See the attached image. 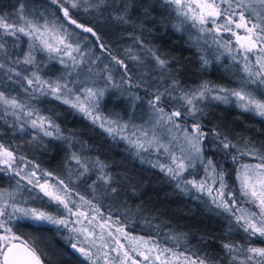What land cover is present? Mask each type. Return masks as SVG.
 <instances>
[{
    "label": "snow or ice",
    "instance_id": "6c2138e0",
    "mask_svg": "<svg viewBox=\"0 0 264 264\" xmlns=\"http://www.w3.org/2000/svg\"><path fill=\"white\" fill-rule=\"evenodd\" d=\"M161 3L181 25L188 24L195 29L198 40L218 51L217 60L227 55L240 67L244 75L239 88H226L210 82H203L195 88H184L175 78L170 84L165 80L161 85L148 86L143 78L136 83L126 60L112 55L97 32L78 23L72 15V10L101 13L111 8L115 13L111 18L118 24H127L130 22L129 9L138 7L136 0H50L56 13H62L64 21L96 37L101 53L110 56V63L95 72V79L90 83L72 78L73 72L89 61L81 45L71 41L68 28L58 25L56 19H47L43 13L39 16L30 13L24 0H17L12 12H0V82L6 77L8 82L20 84L30 98L39 93L60 100L90 118L94 124L99 122V127L113 139L119 137L138 154L153 149L163 153L165 161L157 160L153 167H159L176 181V187L181 191L187 192L191 186L199 193H206L211 202L229 214L249 238L247 246L232 242L222 244L228 264H264V247L251 245L253 239L264 243V147L257 148L247 139L242 145L233 143L216 127L209 129L204 123L205 108L202 107L206 101L227 104L234 100L238 108L264 119V0H161ZM144 12L147 15L148 9L145 8ZM9 41L12 42L11 48L8 47ZM22 41L27 43V50L21 47ZM136 43L143 47L139 38H136ZM37 51L46 52L50 60L59 57L67 75L46 79L36 60ZM148 53L160 75L164 76L168 70L167 59L151 49ZM125 55L132 61L141 62V57L135 55L131 48L126 50ZM200 59L203 65L209 63L203 55ZM112 62L123 70L119 84L112 74ZM90 63L96 64V60ZM92 71L89 67V72ZM97 81H104L105 86L96 87ZM142 83H145L143 95L131 91L139 89ZM124 84L129 86L134 108L147 105L150 116L145 124L137 126L124 121L119 114L103 116L99 113L100 100L106 89ZM252 85L256 86L255 90H250ZM7 116L14 117L16 121L23 120L24 124L38 129L43 136L56 134L60 138L59 126L50 118L40 115L29 103L21 102L18 96L0 90V120ZM24 124H21V129ZM210 136L215 147L226 155L235 150L236 154L231 157L234 163L244 156L258 161L255 164L243 163L236 168L238 190L229 189L224 169L218 168L212 158H207L205 162L203 147ZM19 161H25V157L19 156ZM69 161H75L79 166L76 180L91 171L88 162L76 153L69 157ZM197 161L205 175L200 179L185 178V172L193 168ZM31 163L27 161V164ZM0 165L4 166L0 167V171L13 172L20 178L17 180L18 188H22L20 182L26 180L27 184L39 188L50 202L62 206L68 214L58 217L37 208L24 207L16 202L15 192L0 189V264H48L39 254L35 242L22 240L8 226L9 220L18 218L17 214L36 222L65 227L70 223L68 217L75 216L76 220L72 223L79 227H72L69 231L79 235L74 237L75 243L71 240L69 243L89 264H213L206 255L177 252L161 247L151 238L131 236L120 226L119 218L114 219L110 213L105 218L97 193L103 188V196L115 198L119 196L120 188L115 177L107 171L108 165L99 159L92 162L98 175L88 185L91 199L76 191L72 176L65 180L48 171L38 176L39 165H33V170L26 172L25 168L18 166L15 151L4 143H0ZM69 167L71 169V164ZM74 194L81 204L73 199ZM82 206H87V210L81 211ZM80 236L83 240L79 239ZM86 242L87 247L84 246Z\"/></svg>",
    "mask_w": 264,
    "mask_h": 264
},
{
    "label": "trees",
    "instance_id": "16d2710c",
    "mask_svg": "<svg viewBox=\"0 0 264 264\" xmlns=\"http://www.w3.org/2000/svg\"><path fill=\"white\" fill-rule=\"evenodd\" d=\"M24 2L30 13L37 16L43 13L47 19H56L58 24L68 26V30L76 32L80 38L88 37L89 48L110 63V56L108 53H101L96 37L64 21L63 15L56 13L55 6L50 4V0ZM16 4L17 0H0V12H12ZM136 4L138 7L129 9L130 22L127 24L116 23L111 18L115 15L111 8L101 13L83 12L84 15L72 10V15L78 23L92 27L112 55L126 60L136 83H140L143 78L148 86L161 85L165 80L170 84L171 79L175 78L184 88H195L203 82L214 84L212 63L217 61L218 51L198 40L197 31L190 25H181L175 15L162 6L161 0H136ZM145 8L148 9L147 15L144 12ZM136 38L143 41V47L136 43ZM8 47L11 48L10 44ZM21 47L27 50L28 45L22 41ZM129 48L135 55L141 57L137 67L132 65L125 55ZM149 49L167 59L168 70L164 76H161L156 68L155 61L148 53ZM202 55L209 60L207 65L202 64L200 59ZM218 61L216 64L219 67L229 68L228 74L231 71L243 77L244 73L240 67L227 55ZM116 76L119 78V74L116 73ZM145 83H142L139 89L133 88L131 91L136 95H143ZM122 87L130 96L129 86L124 84ZM255 89V85L250 88ZM49 101L52 103L53 113L64 118V122L55 121L60 129V138H57L56 134L51 137L43 136L38 129L8 117L0 120V143L10 146L15 151L19 167L31 172L33 165H39L38 176L44 171L52 172L65 180L72 176L76 191L91 199V193L86 189L89 182L74 179L77 169L74 166L75 161H69V157L73 153L80 155L88 162L93 174L97 173V170L92 167V162L99 159L108 165L107 171L115 177L120 188V194L115 198L104 197L101 200L97 197L102 205L101 212L105 218L109 213L114 219L119 218L120 226L131 236L151 238L161 247H169L177 252L206 255L213 264H228L222 248L223 243L248 245L250 241L247 235L229 214L211 202L206 193H199L191 186L189 191H181L176 187V181L165 175L159 167H153L157 160L150 150L138 154L124 140L119 137L113 139L99 127L98 123L94 124L78 110L55 98H50ZM202 107L205 108L204 123L209 129L216 127L233 143L242 145L243 140L247 139L257 148L264 147V119L243 111L235 102L227 104L218 101L206 102ZM21 124H24L23 129ZM203 153L205 162L207 158H212L218 168L224 169L225 180L231 190H238L236 168L243 163L258 162L253 157L244 156L234 163L231 157L236 154L235 150L226 155L224 151L215 147L211 136L203 147ZM19 156L25 157V161L20 162ZM27 161L32 163L27 164ZM204 175L200 163L184 174L187 179L194 177L200 179ZM0 176L2 180L4 179V184L9 187L16 186L19 191L25 192L28 198L32 197L29 192L33 193L35 196V201H31L33 206L38 205L43 211L54 216H68L62 206L43 198L37 188L27 184L26 180L21 181L23 187L18 188L17 180L20 178L13 172L0 171ZM50 182L55 183L51 180ZM73 199L77 204L82 203L75 194ZM86 210L87 206H82L81 211ZM17 217L9 220L8 226L14 233L20 235L22 240L35 242L39 254L48 264H89L69 243V240L75 243L74 237L79 235L69 231L72 227H79L78 224L72 223L76 220L75 216L68 217L70 223L67 227L36 222L20 217L19 214ZM114 228L115 226L113 230ZM96 231L99 233L98 228ZM79 239L83 240V236ZM251 245L264 247V243L259 239L251 240ZM84 246H88L87 242Z\"/></svg>",
    "mask_w": 264,
    "mask_h": 264
},
{
    "label": "rangeland",
    "instance_id": "374dc122",
    "mask_svg": "<svg viewBox=\"0 0 264 264\" xmlns=\"http://www.w3.org/2000/svg\"><path fill=\"white\" fill-rule=\"evenodd\" d=\"M83 12H84L83 10H79L77 13L84 15ZM42 22L43 20H41V23ZM64 26L68 28V26L66 25ZM69 32L71 33V41L74 44L79 43L81 45V48L86 53V59L89 61V63L81 64L80 68H78L76 72H73L72 78L78 81H83L85 83H90L92 80L95 79L94 73L97 71H100L102 68H104L105 65H108V61L107 59L101 56H98L92 48H89V44L87 40L80 38L74 31L69 30ZM9 44L12 47L11 41H9ZM115 51L117 52L116 49ZM35 55H36L38 66L41 69H43V74L45 75L46 79H55L61 76L62 74L67 75V71L64 65L59 63V57H57L56 59L50 60L48 58V54L42 51H37ZM98 57L99 59L97 60ZM93 60H96V64L90 63ZM130 61L132 65H134L135 67L138 66L137 64L138 62L132 61V60ZM216 62H219V61L217 60ZM216 62L212 63V75H213L214 82H215L214 85L223 86L226 88H234V87L239 88L241 84L242 75L234 74L233 72L231 73L230 71V74L232 75V78H230V74H228L229 68L219 67L216 64ZM69 63H71V61H69ZM112 64H113L112 74L114 76L115 81L119 84L121 80L120 74H121V71L123 70L121 69L120 71V69H118L119 68L118 66H115L114 63ZM89 67L93 69L92 72H89ZM116 73L119 74L120 79L116 76ZM144 74L146 73H143V75ZM95 86L103 88L105 86L104 81H97ZM0 90L5 91L9 95L18 96L21 102L29 103L32 107H34L35 109L39 111L40 115L50 118L54 122V124H55V121L64 122V118L54 114L52 111V103L49 101V99L54 98V97L50 95L42 96L39 93H35L34 98H30L29 94L24 92V90L20 87V84H12L11 82L7 81L6 77H4L3 82H0ZM206 102L214 103L217 101H206ZM232 102H235V101L233 100ZM98 111L103 116H108L111 114H119L120 117L124 121H129L131 124H135L137 126L145 124V122L149 120V116H150V113H149V110L146 104L138 105L135 108L133 107V102L128 94V91L125 90L122 86L115 87V88L109 87L106 89L103 98L100 100ZM7 117L12 120H15V118L12 116H7ZM32 118H35V117H32ZM16 122L24 123L23 120L16 121ZM97 123L99 124V122ZM41 135L43 134L41 133ZM150 151L152 152L153 157L156 160H159L160 162L165 161V156L163 153H157L154 149ZM197 163H200V162L197 161L196 164ZM74 166L76 167V169H79L78 165L75 164ZM89 168L91 169V167ZM93 173H94L93 171H89L88 173L85 174L84 177L80 178V181L89 182V184H91L92 181L95 180L96 176L98 175V172L95 174ZM68 174L70 175L71 173L68 172ZM74 179H76V176ZM0 188L2 190H5L6 192H15L16 202L21 204L22 206L28 207V208H37V209L42 210L38 205L36 206L32 205L31 201L32 202L35 201L34 199L35 196L33 195V193L29 192L30 196L32 197L28 198L25 192L19 191L16 188V186L9 187L8 185L4 184V179L2 180L1 176H0ZM86 189H88L89 193H91V189H89L88 186L86 187ZM37 190L43 198L49 200L48 197L44 196L43 193L40 192L39 188H37ZM102 193H103V188H100L97 193V197H99V199L101 200L105 197L102 195ZM24 201H27V203L24 204L23 203Z\"/></svg>",
    "mask_w": 264,
    "mask_h": 264
}]
</instances>
